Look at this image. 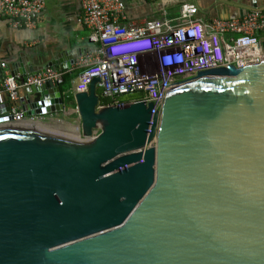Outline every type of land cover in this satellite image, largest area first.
Returning <instances> with one entry per match:
<instances>
[{
    "label": "water",
    "instance_id": "water-1",
    "mask_svg": "<svg viewBox=\"0 0 264 264\" xmlns=\"http://www.w3.org/2000/svg\"><path fill=\"white\" fill-rule=\"evenodd\" d=\"M79 57L21 60L0 83ZM99 82L73 96L80 133L0 126V264H264V61L202 71L160 111L98 108ZM20 103L28 116L66 112L52 82Z\"/></svg>",
    "mask_w": 264,
    "mask_h": 264
},
{
    "label": "built area",
    "instance_id": "built-area-1",
    "mask_svg": "<svg viewBox=\"0 0 264 264\" xmlns=\"http://www.w3.org/2000/svg\"><path fill=\"white\" fill-rule=\"evenodd\" d=\"M80 1L78 22L89 30L94 47L71 67L6 75L0 83V106L9 103L11 108L0 115V126L40 124L43 118L28 116L18 105L20 90L31 93L48 82L61 87L68 76L72 87L62 92L64 100L89 92L99 78L101 98L110 99L112 106L144 101L160 111L169 88L202 71L229 65L245 68L264 61V11L205 21L192 3L173 7L174 0H151L160 17L138 25L128 21L122 0ZM44 8L43 0H0V21L7 20L13 28L35 29Z\"/></svg>",
    "mask_w": 264,
    "mask_h": 264
},
{
    "label": "crops",
    "instance_id": "crops-1",
    "mask_svg": "<svg viewBox=\"0 0 264 264\" xmlns=\"http://www.w3.org/2000/svg\"><path fill=\"white\" fill-rule=\"evenodd\" d=\"M45 8L35 29L13 28L7 20L0 21V77L9 72L10 65L20 64L41 65L53 55L68 52V55L81 56L94 47L90 42V32L82 27L78 19L82 15L80 0H43ZM126 6L129 22L138 25L147 20L160 17V10L151 0H122ZM174 6L189 2L198 8V17L210 21L215 18L231 19L240 16V9L233 2L253 0H174ZM259 7L264 0H255ZM173 16V14H172ZM70 57V56H69ZM141 56L140 58H144ZM62 62L68 61L65 56ZM5 65L3 67L2 65ZM97 90H99L97 88ZM21 89L20 96L28 95ZM21 106V103L18 104ZM67 107V106H66ZM74 108V107H72ZM60 114L46 115L40 124H50ZM38 125V124H34ZM29 126V125H25Z\"/></svg>",
    "mask_w": 264,
    "mask_h": 264
},
{
    "label": "rangeland",
    "instance_id": "rangeland-1",
    "mask_svg": "<svg viewBox=\"0 0 264 264\" xmlns=\"http://www.w3.org/2000/svg\"><path fill=\"white\" fill-rule=\"evenodd\" d=\"M141 60H143L141 58ZM66 105V103H65ZM58 119L51 122V125L58 129H78L80 133L81 119L76 111V108L66 107V112L59 113ZM64 127V128H63Z\"/></svg>",
    "mask_w": 264,
    "mask_h": 264
},
{
    "label": "trees",
    "instance_id": "trees-1",
    "mask_svg": "<svg viewBox=\"0 0 264 264\" xmlns=\"http://www.w3.org/2000/svg\"><path fill=\"white\" fill-rule=\"evenodd\" d=\"M71 87H72L71 77L68 76L66 77L65 83L61 86L62 92L70 90ZM97 91H98V94L101 96V91L100 90H97ZM64 103H66L67 107L69 106V107L75 108V103H74V99L72 95H70L68 98H65ZM100 104L103 106H108V105H111L112 102L110 99L101 98Z\"/></svg>",
    "mask_w": 264,
    "mask_h": 264
},
{
    "label": "bare ground",
    "instance_id": "bare-ground-1",
    "mask_svg": "<svg viewBox=\"0 0 264 264\" xmlns=\"http://www.w3.org/2000/svg\"><path fill=\"white\" fill-rule=\"evenodd\" d=\"M64 128V127H63ZM73 129V128H72Z\"/></svg>",
    "mask_w": 264,
    "mask_h": 264
}]
</instances>
